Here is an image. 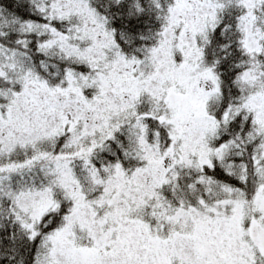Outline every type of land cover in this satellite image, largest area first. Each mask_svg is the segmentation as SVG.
Here are the masks:
<instances>
[{"label": "snow or ice", "instance_id": "obj_1", "mask_svg": "<svg viewBox=\"0 0 264 264\" xmlns=\"http://www.w3.org/2000/svg\"><path fill=\"white\" fill-rule=\"evenodd\" d=\"M0 264H264V0H0Z\"/></svg>", "mask_w": 264, "mask_h": 264}]
</instances>
